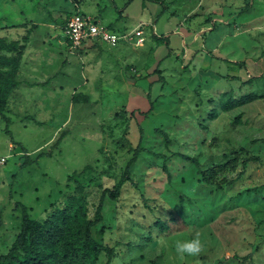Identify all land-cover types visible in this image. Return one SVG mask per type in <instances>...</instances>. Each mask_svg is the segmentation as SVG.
<instances>
[{"label":"rangeland","instance_id":"1","mask_svg":"<svg viewBox=\"0 0 264 264\" xmlns=\"http://www.w3.org/2000/svg\"><path fill=\"white\" fill-rule=\"evenodd\" d=\"M158 1L0 0V35L32 27L20 84L0 115V255L21 229L18 204L43 221L81 184L93 218L140 142L131 182L119 201H104V235L94 229L116 250L113 264H264V0ZM74 4L117 32L142 27L145 46L124 42L119 55L141 75L127 71L134 88L111 79L122 73L115 51L70 53L62 30ZM231 92L261 99L223 112ZM179 155L202 169L240 161L213 185ZM250 157L259 160L243 165ZM194 237L202 252L181 259L175 242Z\"/></svg>","mask_w":264,"mask_h":264},{"label":"trees","instance_id":"2","mask_svg":"<svg viewBox=\"0 0 264 264\" xmlns=\"http://www.w3.org/2000/svg\"><path fill=\"white\" fill-rule=\"evenodd\" d=\"M155 1L159 2L158 0ZM153 37L156 41L164 40V37H157L156 35H153ZM27 42L28 36H24L22 41H12L0 37V115L2 118H5L11 95L20 84L18 77L23 56L27 49ZM236 64L243 66L241 63ZM160 72V69L157 68L153 75L160 74ZM250 80L253 79L251 78ZM227 94L229 93H225L224 96ZM260 99L261 96L254 93L235 98L231 92L228 101L220 99V106L223 112H229ZM152 110L153 107L150 113ZM217 116L218 114L215 110H212L209 114V118L212 120L216 119ZM142 137L143 132L142 128H140V141ZM167 142H169L168 139ZM142 150L139 142L137 147L132 150V157L124 169L119 182L113 189L107 188L103 190L93 218L90 217L88 198L85 188L81 184L77 189L78 195H72L64 208L53 211L43 221L32 219L28 214L27 207L18 204L16 208L22 211L21 229L10 250L6 254L0 255V264H98L103 254L107 257V264H113L116 258V250L97 240L94 235V229L100 226V235H104V201L106 197L113 202L119 201L124 187L131 182V166L137 162ZM179 156L190 160L196 166L197 174L201 176L202 180L213 185L217 184L220 174L236 170L240 161V157L235 156L223 165H214L213 167L202 169L197 159H191L185 155ZM166 159L167 157H164L165 162ZM252 160L259 159L250 157L242 160V163L247 165ZM164 170L167 171L166 165H164ZM226 183L232 185L234 182L229 181Z\"/></svg>","mask_w":264,"mask_h":264},{"label":"built area","instance_id":"3","mask_svg":"<svg viewBox=\"0 0 264 264\" xmlns=\"http://www.w3.org/2000/svg\"><path fill=\"white\" fill-rule=\"evenodd\" d=\"M74 5L78 9V5ZM63 33L72 55H77L87 41H100L112 48L124 42L134 48H141L147 41L141 26L132 31L117 32L101 24L96 18L82 14L79 9L70 15L63 28Z\"/></svg>","mask_w":264,"mask_h":264},{"label":"crops","instance_id":"4","mask_svg":"<svg viewBox=\"0 0 264 264\" xmlns=\"http://www.w3.org/2000/svg\"><path fill=\"white\" fill-rule=\"evenodd\" d=\"M78 7H79V5H78ZM141 24V23H140ZM31 29H32V27L31 28H27L26 30H25V33L23 34V35H20V38H17V39H10V40H12V41H17V40H22V38L24 37V36H28V38H29V40L31 39V33H32V31H31ZM63 31V30H62ZM0 37H4V38H6L4 35H0ZM20 40V41H21ZM29 40H28V42H27V46L29 45ZM146 43H147V41H146ZM145 43V44H146ZM124 45H126V44H123V43H120L117 47H115V48H112V47H110V46H108L107 45V47H105L104 46V43H102V42H100V41H87V42H85L84 44H83V46L81 47V49L79 50V52L77 53V55H75V56H80V57H83V56H85V55H87V54H95V56L96 57H98L99 58V56L101 57V59L103 58V55H104V50L107 48V50L108 51H111V52H113L114 53V51H115V53L112 55V57L113 58H115V61H113L112 63L115 65V68H116V70L117 69H119L120 70V72H122L121 73V76H117V75H115L113 78L111 77V79H114V78H116L117 80H121V81H123V82H125L126 83V87H127V89H132V88H134V86H136V82L134 81V80H132V79H128V76L126 75V73H129V72H132V71H135L136 72V74L138 75L139 73L137 72V70H136V68H135V66H134V64H128V62L127 61H121L120 59H119V55L121 54V53H124V49H123V46ZM145 46V45H144ZM143 46V47H144ZM237 63V62H236ZM93 64V65H92ZM98 64H100V62L99 63H91L90 64V66L93 68L94 67V65H98ZM106 64H107V66H108V62L106 61ZM109 69L110 70H113V69H111V67H110V64H109ZM107 70H108V68H107ZM101 71L103 72V69H100L99 71H98V75H97V80L99 81V80H101V78L103 77V74H101ZM127 71H129V72H127ZM90 74V73H89ZM138 76H141V75H138ZM164 77V76H163ZM104 78H106V77H104ZM103 78V79H104ZM165 78V77H164ZM159 80V79H158ZM165 80H166V78H165ZM116 81V80H115ZM133 81V82H132ZM101 85V84H100ZM108 85V83H106L105 84V86H107ZM109 87V86H108ZM96 88H99V85L98 86H96Z\"/></svg>","mask_w":264,"mask_h":264},{"label":"clouds","instance_id":"5","mask_svg":"<svg viewBox=\"0 0 264 264\" xmlns=\"http://www.w3.org/2000/svg\"><path fill=\"white\" fill-rule=\"evenodd\" d=\"M202 250L203 243L199 237L177 240L175 242V252L181 259L198 257Z\"/></svg>","mask_w":264,"mask_h":264}]
</instances>
